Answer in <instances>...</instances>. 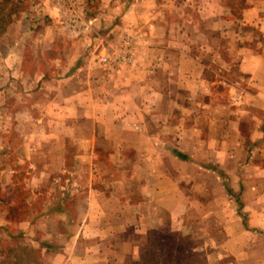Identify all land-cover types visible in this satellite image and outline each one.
Segmentation results:
<instances>
[{"label": "rangeland", "instance_id": "374dc122", "mask_svg": "<svg viewBox=\"0 0 264 264\" xmlns=\"http://www.w3.org/2000/svg\"><path fill=\"white\" fill-rule=\"evenodd\" d=\"M248 5L0 0V264H46L55 251L93 244L91 214L102 215L94 224L103 228L96 242L106 264H120L138 241L157 264L264 263L262 96L227 49L220 70L204 73L205 86L192 79L193 93L170 76L186 68L182 39H263L264 17ZM161 40L171 43L169 61L155 67L166 70L160 80L171 91L162 105H96L120 100L124 85L110 91L93 75L128 70L139 56L159 53L146 43ZM121 55L132 61L117 63ZM189 68L199 74V65Z\"/></svg>", "mask_w": 264, "mask_h": 264}, {"label": "crops", "instance_id": "0c3cea01", "mask_svg": "<svg viewBox=\"0 0 264 264\" xmlns=\"http://www.w3.org/2000/svg\"><path fill=\"white\" fill-rule=\"evenodd\" d=\"M252 5H248L246 12L248 13H254L258 14L262 17H264V0H258V3L256 4L254 0H251ZM261 6V8H260ZM246 13V14H248ZM192 19H190L191 22ZM203 20L198 22V26L196 28L202 30ZM260 22V21H259ZM216 23V20L214 21ZM262 25H260V30L264 33V21L261 22ZM216 28V26H215ZM236 41V42H234ZM149 42H154L153 39ZM161 42V46L158 44H147L146 47L148 50H158L159 53L156 55L152 54L150 57L146 55H141L137 60H135L134 66H130V68L127 69H121L119 71H110V72H103L101 75H93L92 79L93 81H97L101 79L103 83L108 80L107 86L110 87V91L114 90V87L118 84H121L119 93L124 97H121L120 100L114 101L115 99L111 100H103V102H95L96 105H162L161 101L163 98V95L171 94V91L164 88L162 85V82L160 78H163L164 80L167 77H164L163 74L166 73V70L162 72L161 70L155 68L156 66L160 65L162 62L169 61L166 59V56L168 54H165L169 47L171 46V43H167L168 41L161 40L157 41ZM234 43H236L234 45ZM181 44L186 47V49L190 52L189 54H182L183 55V62L186 65V68H183L182 71L178 70L175 71L174 74H171L170 76H175V78L178 79L182 78L183 81H188L190 86L189 89H192V93L196 90V85L192 86V79H195L200 87L205 86L206 76L204 73H210L216 74L217 71H219V67L217 66L218 62H223L224 58V50H230L231 54H233V51L235 52L234 56H231V58H236V61L238 64L236 65V70L238 72H241L242 75L245 78H248V84L250 88L255 90L256 95H261L263 102H261V105H264V38L261 40H256V42L251 41H245L243 44V41H238V39L235 40H223V39H213L210 42L207 38L203 39L202 41H192L190 39H182ZM148 45L151 46V48H148ZM201 46L202 50L199 52V54H194L192 51L194 50V47ZM212 46V51L210 54L205 52V48ZM239 46V48H237ZM240 46L243 48L241 49ZM250 48H247V47ZM254 47V48H253ZM171 56V55H169ZM191 65H199V74L195 75L194 71L189 68ZM215 69H213V67ZM218 67V70H217ZM163 73V74H160ZM149 77V78H147ZM169 78V77H168ZM150 79V80H148ZM204 81V82H203ZM132 85H131V84ZM138 83V84H137ZM94 85V84H93ZM131 85V86H130ZM94 89L93 87H90V90ZM131 92V93H130ZM253 93V92H252ZM133 94V96H132ZM235 94V92H234ZM245 95L243 93H236L235 96L238 98V101ZM144 95V96H143ZM234 97V96H233ZM77 99H79L78 95L76 96ZM106 98V97H104ZM188 98V97H187ZM252 99V98H251ZM251 99H249L251 101ZM258 99H256L257 101ZM250 101L247 100L246 103L242 102L241 105H251ZM254 101L252 105H259ZM188 103H191L188 98ZM77 105V103L75 102ZM196 105H210L207 104V102H200ZM170 105H176V103H172ZM185 105V104H184ZM187 105V104H186ZM214 105H223L222 99H220L219 104ZM127 120V119H126ZM102 215H87L85 218V222L87 225H85V228L87 231H89V236L94 237L91 239L93 244H89L85 248H81L80 250H71L72 246L69 248L64 249L63 251L57 252L55 251L52 255V257L49 258V261H46V264H106L108 257L106 248L100 247L98 242H96L97 236H100V231L103 229L101 226H95V222L98 218V221L101 219ZM100 218V219H99ZM85 231V230H84ZM137 234H141V232H138ZM139 238H142L139 237ZM96 245V246H91ZM144 243L137 242L136 244H133L126 250L123 249L121 255H120V264H144ZM78 248V245H77ZM114 251H117L116 248L112 247ZM111 247H109L108 251L112 252ZM67 250H71L70 252ZM119 250V249H118ZM251 248L245 247L242 251V254L249 253ZM253 250V249H252ZM239 253V252H237ZM118 254V252H116ZM244 264H246L244 262ZM264 264V263H263Z\"/></svg>", "mask_w": 264, "mask_h": 264}, {"label": "built area", "instance_id": "2783aa9c", "mask_svg": "<svg viewBox=\"0 0 264 264\" xmlns=\"http://www.w3.org/2000/svg\"><path fill=\"white\" fill-rule=\"evenodd\" d=\"M117 59L119 60L117 63L122 64L127 62H131L132 58L131 56L127 57V55H121L120 57H117ZM111 58H109L108 56L101 54L99 56V61L105 65H111Z\"/></svg>", "mask_w": 264, "mask_h": 264}, {"label": "trees", "instance_id": "16d2710c", "mask_svg": "<svg viewBox=\"0 0 264 264\" xmlns=\"http://www.w3.org/2000/svg\"><path fill=\"white\" fill-rule=\"evenodd\" d=\"M175 154H176L177 157H179V158H181V159H186V156H185L183 153H180V152L175 151ZM27 255L30 256L29 253H27ZM147 259H148V258L145 257V259H144V264H151L152 262H150L149 259H148V260H147ZM36 261H37V260H36ZM29 264H32V263L29 262ZM37 264H39V263H37ZM152 264H157V263H152Z\"/></svg>", "mask_w": 264, "mask_h": 264}]
</instances>
